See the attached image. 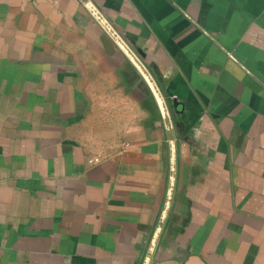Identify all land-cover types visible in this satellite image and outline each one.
I'll list each match as a JSON object with an SVG mask.
<instances>
[{
  "label": "crops",
  "instance_id": "crops-1",
  "mask_svg": "<svg viewBox=\"0 0 264 264\" xmlns=\"http://www.w3.org/2000/svg\"><path fill=\"white\" fill-rule=\"evenodd\" d=\"M90 1L170 117L148 264H264V0ZM170 140L82 0H0V264H142Z\"/></svg>",
  "mask_w": 264,
  "mask_h": 264
},
{
  "label": "water",
  "instance_id": "water-1",
  "mask_svg": "<svg viewBox=\"0 0 264 264\" xmlns=\"http://www.w3.org/2000/svg\"><path fill=\"white\" fill-rule=\"evenodd\" d=\"M82 2L89 8V10L92 12V14L95 16V18L102 24V26L107 30V32L111 35V37L117 42V44L121 47V49L127 54V56L132 60V62L137 66V68L140 70V72L143 74L144 78L148 82L149 86L151 87L153 93L155 94L156 100L159 104V107L161 109L163 118L166 123V127L169 132L170 137V166H171V172H170V180H169V186L167 190V196L165 200L164 207L162 209L159 221L156 225L153 237L151 239L150 245L148 247V250L146 252V255L144 257L142 264H148L149 259L151 257V254L153 252L155 243L157 241L159 232L161 230L162 224L164 222L165 216L167 214V210L169 208V203L171 200V195L173 191V185H174V178H175V146L173 141V134L171 130V122L169 113L167 110L166 103L164 101V98L155 82L153 77L151 76L150 72L146 68V66L143 64L141 59L139 58L138 54L141 55V50L136 49L134 51L131 49L128 44L124 41V39L120 36V34L110 25V23L105 19V17L99 12V10L92 4L90 0H82ZM138 54H137V53ZM173 104L177 105L178 102L176 100H173Z\"/></svg>",
  "mask_w": 264,
  "mask_h": 264
}]
</instances>
